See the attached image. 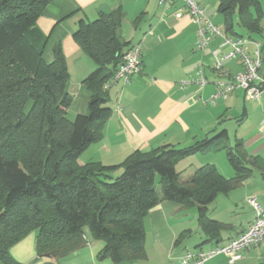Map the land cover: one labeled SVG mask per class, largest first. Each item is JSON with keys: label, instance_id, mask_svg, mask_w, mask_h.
Listing matches in <instances>:
<instances>
[{"label": "trees", "instance_id": "trees-1", "mask_svg": "<svg viewBox=\"0 0 264 264\" xmlns=\"http://www.w3.org/2000/svg\"><path fill=\"white\" fill-rule=\"evenodd\" d=\"M51 1L0 0V264H25L11 248L32 232L37 255L57 263L88 244V231L104 243L100 259L114 264L145 259V219L164 201L197 207L200 227L219 241L229 225L213 219L209 205L255 170L264 174V159L250 154L242 140L232 143L222 130L187 147L137 150L120 164L81 165L80 156L102 138L113 115L105 86L131 42L121 35V9L79 21L74 39L97 67L82 82L87 111L70 118L66 57L58 44L54 59L44 58L48 36L37 25ZM218 13L233 36L244 37L235 32L236 22L263 33L259 0H218ZM220 151L235 176L226 177L214 164L198 167L188 178L178 168L192 155Z\"/></svg>", "mask_w": 264, "mask_h": 264}, {"label": "crops", "instance_id": "crops-1", "mask_svg": "<svg viewBox=\"0 0 264 264\" xmlns=\"http://www.w3.org/2000/svg\"><path fill=\"white\" fill-rule=\"evenodd\" d=\"M196 1L206 8L215 24L224 25L214 19L215 14L222 16L218 13V0ZM213 5L217 13H213ZM184 7L183 0L177 1L169 9L162 7L160 0H52L39 17L37 25L48 36L44 58L52 61L53 49L58 44L66 57L70 93L73 96L69 111L83 94V80L97 67L73 36L82 18L94 20L102 13L121 9L124 12L122 38L131 42L129 48L142 44V72L129 83L118 82L111 87L113 115L103 129L102 138L80 156L81 165L89 162L120 164L137 150L149 151L165 144L187 147L211 138L222 130H227L230 136L231 121L234 118L237 120L240 112L243 114L238 119V131L233 140L230 136V141L242 140L250 154L264 159V96L259 100L247 99L245 90L237 89L226 100L221 99L216 104L209 102L210 96L218 89L217 81L223 77L217 76L211 66L214 74L211 77L206 75L209 80L207 85L201 86L192 81L197 78L199 65H204L207 48L204 51L196 49L197 27L187 11L184 10L181 17L175 15L177 9ZM219 44L220 40H215L208 47L207 54L211 55ZM224 65L231 73L241 69L238 60L226 61ZM86 111L87 101L74 114ZM258 111V118L252 124L253 115ZM213 155V152L192 155L180 161L178 168L184 169V177L187 173L191 175L198 167L216 165L211 159ZM223 170L220 171L226 177L235 176L233 167L226 166ZM251 198L264 208V174L259 170H255L242 186L228 194L218 195L209 205V215L229 225L219 233V241L210 239L199 223L198 227H192L191 220L198 218V209L188 211L178 203L162 202L145 219L146 258L130 264H181V258L188 252L226 244L247 230L256 219L257 212L249 203ZM244 203H249L252 208L246 209ZM185 231L189 232L176 245V240ZM196 231L199 239L194 242V249H190L188 246ZM87 239L85 247L62 257L59 263L37 255L36 232L16 243L11 252L25 264H114L111 259L99 257L103 241L95 239L89 231ZM206 264L229 262L227 256L221 254ZM235 264H264V247L248 250Z\"/></svg>", "mask_w": 264, "mask_h": 264}, {"label": "built area", "instance_id": "built-area-1", "mask_svg": "<svg viewBox=\"0 0 264 264\" xmlns=\"http://www.w3.org/2000/svg\"><path fill=\"white\" fill-rule=\"evenodd\" d=\"M177 1L179 0H160V5L169 9ZM183 2L185 7L177 9L175 15L181 17L186 10L192 18L197 27L196 49L204 51L215 40H220L218 48L211 54L214 60L212 68L217 76L223 78L217 81L218 89L210 96L209 102L216 104L221 99L226 100L237 89L245 90L247 99H261L264 93L263 43L231 35L224 25L215 24L207 14L206 8L196 0H183ZM248 43L253 45L250 51L247 49ZM233 60H238L241 66V69L235 73H231L224 65L226 61ZM142 70V44L138 43L126 51L115 77L106 84L105 88L110 89L118 82L129 83ZM192 81L201 86L209 83L203 63L199 65L197 78ZM249 203L255 208L257 216L247 230L226 244H217L209 250L188 252L181 258L180 263L206 264L208 260L223 254L227 256L229 264H235L244 257L248 250L264 247V208L254 198H251Z\"/></svg>", "mask_w": 264, "mask_h": 264}, {"label": "rangeland", "instance_id": "rangeland-1", "mask_svg": "<svg viewBox=\"0 0 264 264\" xmlns=\"http://www.w3.org/2000/svg\"><path fill=\"white\" fill-rule=\"evenodd\" d=\"M260 1V4H261V8H262V10H263V14H262V16H261V18H260V25H261V27H262V29H263V33L262 34H260V33H254V32H248L247 30H245L243 27H241L237 22H236V25H235V32L236 33H238V34H240V35H242V36H244L245 38H247V37H249V38H251L252 40H255V41H258V42H261V43H263V54H264V0H259ZM213 7V9H214V12L213 13H217V8H216V6H212ZM209 11H210V9H209ZM211 14V13H210ZM212 15V14H211ZM215 18V20H217L218 22H220V24H222V23H224V18L222 19V16H218V15H216L215 14V16H214ZM223 20V21H222ZM247 49L250 51V50H252L253 49V45L251 44V43H248L247 44ZM207 51H208V48L206 49V51L204 52V58H203V61H204V65L206 66L205 67V74L208 76V77H211L214 73H213V71L210 69V67L211 66H213V63H214V60H213V58H212V56L209 54H207ZM111 89V88H110ZM263 96H264V93H263ZM86 101H87V97H85V95H84V93L74 102V104H73V107L71 108V111H70V113H69V117L70 118H74L76 115L74 114V112L76 111V110H79L80 111V109L82 108V104H83V106H84V104L86 103ZM243 113L242 112H240V117H238L237 118V120H236V118H234V120H232L231 122V130H230V136L232 137V140L234 139V136H235V133L238 131V126H239V121H238V119H240L241 118V115H242ZM255 114L256 115H253V120H252V124L254 123V121L255 120H257V116L259 115V111L258 112H255ZM262 115H264V114H262ZM213 137V136H212ZM213 157L211 158L213 161H215L216 162V165L220 168V170L221 171H224L223 169H225V167L227 166V168H232V166L230 165V163L228 162V159H227V157H226V153H225V151H220V152H213ZM199 156V155H198ZM200 158V157H199ZM227 173V172H226ZM258 173V172H257ZM228 174V173H227ZM257 176H259L258 174H256ZM184 176V175H183ZM189 177V174L187 173V174H185V178H188ZM228 177V176H227ZM158 190L161 192V186L158 184ZM244 206H247L246 207V209H249V208H252L251 206H250V204L249 203H244ZM188 211H190V210H197V208L196 209H193V208H190V209H187ZM186 219H189V217H186ZM198 221V218H196L195 220H191V225H192V227H198V225H197V222ZM198 236H199V234H198V232L196 231V232H193V235H192V237H191V240H192V242H191V244L188 246L190 249H194V242L196 241V240H198L199 238H198ZM190 239V238H189ZM189 239H186V240H189ZM185 240V241H186ZM150 247H152L151 245H150ZM181 250V249H180ZM151 263H152V261H150ZM143 264H148V262H145V263H143Z\"/></svg>", "mask_w": 264, "mask_h": 264}]
</instances>
